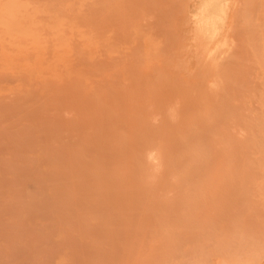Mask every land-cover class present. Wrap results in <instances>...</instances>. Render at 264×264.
Here are the masks:
<instances>
[{
    "label": "rangeland",
    "instance_id": "rangeland-1",
    "mask_svg": "<svg viewBox=\"0 0 264 264\" xmlns=\"http://www.w3.org/2000/svg\"><path fill=\"white\" fill-rule=\"evenodd\" d=\"M133 1L135 0H130L133 6L129 7L134 8L135 5L140 8L141 12L143 9L141 6H143L147 10L143 9L141 13L149 15L147 12L152 11L149 15L152 18L147 15L145 17L150 18L149 21L155 18L151 22H155L156 19L159 22L160 32L159 34L155 32L156 36L155 34V37L153 36L157 40L151 39L153 45L150 46L153 51L151 47H149L150 52L148 50L151 57L153 56L148 68L143 61L144 53L140 52L142 47L139 45L137 48H131V50L135 49L132 53H129V49L126 50L127 53H124L123 46L118 53L102 46L88 51L81 42H78L80 45L77 48L73 47L75 40L70 41V47L67 49L63 47L59 51L49 48L43 52L39 50L16 52L5 47L0 48V264L55 263L54 256L49 249L56 219L64 213L65 209L73 208V205L74 209L82 211L81 213L85 212L89 215L91 212L99 215V212L94 210L102 204L98 188L102 186L103 180L94 173L96 174L102 167L107 174L116 178L115 186L123 191V196L127 194L128 187H132L131 191H135L136 197L141 198L142 204L164 203L168 200L165 186L169 178L166 175H156L152 165H138V161L131 156L132 147L136 141L145 138L146 135L157 134L158 131L164 132L168 107H162V104L155 98V92L161 90L162 95L165 96L169 78L173 81V78L177 76L174 81L176 80L175 83L179 85L181 81V83L187 80L190 82L188 77H191L190 80L193 81L196 78L192 76L201 75L205 67H200L202 63L198 66L195 55L200 54L199 52L203 53V50L198 48L199 52L192 53L195 45H193L191 32L188 30L193 18L190 16L193 10L190 0L187 3L184 0H140L139 7ZM233 1L228 0L223 31H220L213 43L204 48L206 51L209 48L210 52L215 44L218 45L222 38L224 39V36L227 37L225 40L230 39V41L227 40V43L228 41L231 43L228 48L225 40H222L224 42L220 45L225 43L224 47L218 45L220 49L214 47L215 50L211 52H215L216 48L217 52L225 51L224 59L228 60L229 56L231 57L229 62H233L230 64L224 60L226 66L221 64L223 67L220 65L221 67L216 68L218 74L224 73L220 76L219 82L222 76L228 81V84H226L227 81H224L225 84L222 83L223 80L221 81L223 88L230 86L231 83L232 85L236 82L240 84L233 87L235 97L233 96L231 100L229 120L235 123L241 131L239 139L242 140V146L238 152L239 168L244 172L252 171L251 183L243 194L255 200L257 197L254 195L260 193L261 188L257 187L254 190L253 181L258 171L261 172L257 171V164L263 155L264 145V137L261 133L263 117L260 109L264 99V0H256L260 4L255 0L251 2L250 0L248 2L235 0L234 6ZM182 2L185 3H183L184 9ZM156 6L159 8L154 10ZM180 6H182L181 9ZM231 6L236 12L232 14L235 20L231 19V13L234 12ZM261 8H263V13ZM136 9L135 11L138 12ZM180 10H184L182 12L185 14L180 12L182 16H178ZM140 12L137 14L140 15ZM153 13L156 14L155 16L158 15V18ZM259 14H262L263 19L259 18ZM174 18L179 21L176 22L179 26L173 21ZM184 20H187V26L183 24ZM231 20L234 21L233 25L229 24ZM177 26L180 27L178 31H176ZM229 26L234 30L229 29ZM181 31L189 33L182 36L184 37L182 41H180V36L184 33ZM226 31H228L227 35H224ZM176 32H181V35L180 33L177 35ZM230 32L235 35H231ZM157 43H160L158 48ZM187 48L189 52L185 57ZM221 49L224 51L222 52ZM217 52L214 53L215 58H217ZM183 57H191V60L189 58V63L187 61L184 63ZM193 60L197 63H194L195 69ZM227 62L230 65H227ZM186 63L189 64L188 69L194 70L198 75L190 76L193 71L185 68ZM227 66L230 67L226 71ZM181 67L183 70L180 69ZM184 69H186L185 72ZM181 70L183 73L179 72ZM184 74L187 75L184 76ZM182 76L184 78L187 76V79ZM181 77L182 79H179ZM216 83L220 86L218 82ZM222 89L219 88V90ZM117 92L122 94L120 96L124 100L117 104L113 103L110 107L112 102L110 104L107 102L113 101ZM104 96H107L105 104V99H101ZM136 98L137 101H135ZM101 102L103 106L100 105ZM129 105L132 106L131 109H134L132 124L127 123ZM233 109L235 112L232 114ZM94 121L108 124V130L98 139L101 141L104 154L120 153L123 158L119 162L105 165L96 163V160L90 161L82 167H78L70 159H68L69 163L56 161L57 157L67 149H70L71 158L74 156V151L75 155L76 153L94 152L97 144H94L92 139L83 144L75 142L82 138L73 139L78 126ZM111 122H114L119 132L116 135L110 133ZM43 126L49 128L48 131L42 132ZM246 136H250V140H247ZM221 146L224 165L232 159V152L229 147ZM163 149L164 146L145 147L140 152L155 154L156 151ZM131 174L133 177H129ZM86 183L87 187L83 188L82 185ZM43 198L44 201L40 202ZM246 202L248 201H243L244 205L239 206L235 211L216 209L207 213L205 215L206 228H204L219 239L228 230L241 225L245 226L246 220L256 215L255 212L248 210ZM160 211L159 209L156 213L159 214ZM49 217L53 218L51 223L47 222ZM94 217L96 216H92ZM28 219L29 224L27 225Z\"/></svg>",
    "mask_w": 264,
    "mask_h": 264
},
{
    "label": "bare ground",
    "instance_id": "bare-ground-1",
    "mask_svg": "<svg viewBox=\"0 0 264 264\" xmlns=\"http://www.w3.org/2000/svg\"><path fill=\"white\" fill-rule=\"evenodd\" d=\"M135 1L133 2L139 7L140 0H138L139 2ZM190 1L193 10L189 13L193 18L189 23L188 30L191 32L193 45H195L193 46L195 50L192 53L203 50V53L199 52L200 54L195 55V60L198 66L202 63L203 65L200 67L204 66L205 70L204 72L202 70L201 75L196 76L198 74L191 69L193 73L190 72V76L196 74V77L192 76L196 79L192 81L191 77H188L190 82L187 80L181 83V81L179 85L175 83L176 80L174 81L177 76L173 78V81L169 78L165 96L162 95L161 90L155 92V98L162 104V107H168L164 132L158 131L157 134L151 133L145 138L139 139L134 143L131 153L132 158L138 161V165H152L156 175H166L169 178L165 186L168 200L164 203L142 204L141 198H137L135 191H131L132 187H128L127 194L123 196V191L115 186L116 178L107 174L102 167L96 174L94 173L103 180L102 186L98 188L102 204L97 210H94L99 212V215L91 212L89 215L85 212L81 213L82 211L74 209V205L73 208L64 210V213L56 219L53 239L50 243L49 250L55 259L53 264H264V145L263 155L257 164V171L261 172L258 171V175L253 181L254 190L257 187L261 188L260 193L254 195L257 197L255 201L243 194L251 183L252 171L244 172L239 168L238 152L242 146V140L239 139L241 131L235 123L229 120L230 104L234 96L233 87L240 84L236 82L233 85L231 83L230 86L224 85L226 87L224 89L222 83L227 80L222 76L223 81L219 82L220 76L224 73L218 74L216 70L221 64L226 66L225 61H230L231 57L229 56L228 60L226 57L224 59V50L221 49L222 52L224 51L223 53L218 51L221 56L217 52V48L220 49L219 46L223 45L224 47L225 43L221 45L220 43H223L222 40L227 37L224 36L223 39L221 36L222 42H219V46L214 45L217 47L215 51L218 54L217 58H215L216 53L211 52L215 50L214 47L210 52L209 48L207 51L204 48L213 43L223 29L228 0ZM190 1L184 0L186 3ZM246 1L248 2V0ZM255 2L259 3L256 0ZM239 3L242 2L239 1ZM129 6H133L130 0H0V48L5 47L16 52L31 50L43 52L49 48L59 51L63 47L65 49L70 47V41L75 40L73 47L77 48L80 45L78 42H81L88 51L102 46L111 48L115 53L124 47V53H127L128 49L129 53H132L135 49L132 51L131 48H137L139 45L142 47L140 52L144 53L143 61L148 68L153 57L149 53V47L153 45L151 39L156 36L155 32H160L159 22L157 19L155 22H151L155 19L154 17L149 21L152 18L149 16L151 10L150 13L147 12L149 15L145 14L150 17L147 18L141 13L145 9L143 6H141L143 8L141 12L140 8L135 5L134 8ZM149 7L151 8L150 4ZM157 7L153 9L157 10ZM136 8L138 12L135 11ZM181 8L182 6H180ZM231 8H233L232 12L234 11L231 13L232 15L236 12L234 7L231 6ZM237 9L239 8L237 7ZM182 11H179L178 16H182ZM139 12L140 15L137 14ZM153 15L156 14L153 13ZM259 15L260 18L262 14ZM183 17L182 19H184ZM177 19L179 20V17ZM233 20L229 23L230 25H233ZM173 21L177 22L175 18ZM186 21L185 23L181 22L187 26ZM178 26L176 31L180 28ZM229 29L233 28L229 26ZM229 29L227 30L229 31ZM228 31L224 35H227ZM230 31L232 32V30ZM181 32H179L180 34L176 32V34L181 35ZM185 32L178 40L182 41L184 39L182 36L189 34ZM229 37L233 39L231 36ZM155 39L157 40V38L153 40ZM227 40L230 41L228 38L225 40L226 43ZM229 41L227 48L231 44ZM187 49L184 56L189 52V48ZM190 53L189 55H191ZM228 53L230 54V52ZM231 53H233L232 50ZM219 56L220 58H218ZM185 57H183L184 63L188 62L189 58L191 60V57ZM223 61L224 63H222ZM196 62L193 60L194 69ZM228 62L227 65L233 63L229 62V64ZM187 65L189 64L186 63L185 68L188 69ZM227 67H225L226 71L230 66ZM182 70L179 72L183 73ZM191 70L188 69V71ZM174 74L176 75V73ZM186 77L183 78L187 79ZM216 82L220 86H217ZM215 85L218 87H216L217 89ZM219 88L223 89L219 90ZM117 93L113 97L115 98L113 101L107 102L109 104L112 102L110 107L113 103L117 104L124 100L121 99L120 95L122 94ZM105 97L107 96L101 98L105 99L104 104L106 103ZM100 105L103 106V102ZM130 105L127 107L128 124L134 122L132 118L134 109L132 108V110ZM105 107L107 106L105 105ZM260 109L263 117L261 133L264 137V99ZM234 112L235 109L232 110V114ZM107 127L108 124L99 121L78 126L73 139L75 137L82 138L75 141L79 144L92 139L93 143L97 144L94 152L76 153L79 156L77 157L74 151V156L71 158L70 149H67L57 157L56 161L65 163L70 159L78 167L95 160L100 165L119 162L123 156L120 153L105 155L101 141H98L108 130ZM48 129L43 126L42 132L48 131ZM117 132L114 122H111L110 133L116 135ZM246 139L250 140V136H246ZM221 145L229 147L232 152V159L224 165ZM155 146L159 148L164 146V149L156 151L155 154L140 152L145 147ZM129 177H133V174ZM127 179L131 180V178ZM82 187L86 188L87 183ZM43 201L44 198L40 202ZM243 201H248L246 202L248 210L256 214L246 220L245 226L241 225L228 230L219 239L205 229L207 213L216 209L235 211L236 208L244 205ZM126 204L128 206H125ZM159 209L161 211L157 214ZM36 210L39 211V209ZM35 214L38 216L37 213ZM92 216L96 217L92 218ZM87 217L89 220H85ZM52 220L51 217L47 218L48 223H51ZM43 226L45 227V224ZM40 227L43 229L41 225ZM42 264L47 263L43 262Z\"/></svg>",
    "mask_w": 264,
    "mask_h": 264
}]
</instances>
